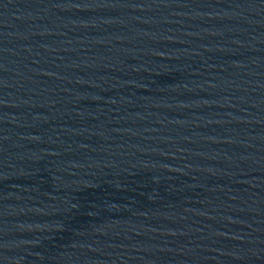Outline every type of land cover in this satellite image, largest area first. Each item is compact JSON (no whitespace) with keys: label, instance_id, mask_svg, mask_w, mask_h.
<instances>
[{"label":"water","instance_id":"1","mask_svg":"<svg viewBox=\"0 0 264 264\" xmlns=\"http://www.w3.org/2000/svg\"><path fill=\"white\" fill-rule=\"evenodd\" d=\"M0 264H264V0H0Z\"/></svg>","mask_w":264,"mask_h":264}]
</instances>
